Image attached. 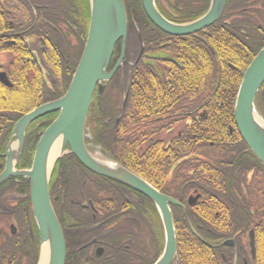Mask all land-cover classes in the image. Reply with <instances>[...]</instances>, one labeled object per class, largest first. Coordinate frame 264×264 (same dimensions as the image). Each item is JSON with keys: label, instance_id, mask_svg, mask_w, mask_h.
Masks as SVG:
<instances>
[{"label": "flooded vegetation", "instance_id": "1", "mask_svg": "<svg viewBox=\"0 0 264 264\" xmlns=\"http://www.w3.org/2000/svg\"><path fill=\"white\" fill-rule=\"evenodd\" d=\"M78 4L65 0H7V4H0L1 16L6 12L11 18L15 11L26 10L30 28L37 19L43 24L35 34L26 35L29 29L14 26L11 20L6 25L0 21V74L8 82L0 85L20 95L16 87L24 82L27 86H21L22 90L29 91L18 106L39 107L43 105L41 101L48 100L46 104L58 99L54 60L64 58L66 47L72 53L81 40L83 27ZM155 7L175 25L188 23L176 22L156 3ZM87 11L88 30L89 8ZM142 12L145 17L142 20L126 14L124 47L120 41L115 44L108 67L110 71L120 61L116 74L109 83H104L101 93L95 91L98 105L108 108L110 116L103 122L113 133L119 128L127 106L135 71L143 78L150 74L162 87L171 86L173 75L182 70L187 73L188 61L198 55L201 72H205V29L210 26L194 34L170 36L155 27L143 9ZM222 24L228 26L229 22ZM20 67L22 74L18 73ZM31 67L40 78H29ZM32 83L36 87L31 90ZM105 96L111 99L103 100ZM183 103L186 107L180 116H159L148 123V131L142 133L143 140L136 147L143 159V173L155 165V174H150L153 183L134 168L108 160L170 200L167 207L174 228L175 253L169 264H259L258 221L254 210L257 159L241 145L234 119L231 124H225L222 103L211 102L205 93L199 98L187 96ZM98 110L103 112L101 107ZM51 114L55 117L45 118V115L30 124L35 127V137L40 138L57 117V113ZM226 129L232 140H225ZM86 131L88 140L91 134ZM155 144L157 147L151 151ZM97 152L104 156L100 148ZM4 154L5 151L0 154V174L4 169ZM33 154L34 151L27 168L18 167V162L16 169H30ZM72 160L66 158L55 163L48 185L52 210L63 235L64 264H155L164 251V232L155 205L145 195L88 171ZM211 170H215L218 182L213 181ZM242 178L244 183L240 182ZM249 187L252 188L248 196ZM29 190V181L23 177H9L0 184V258L7 256L2 247L10 238L18 237L21 245L26 244L30 249L34 220ZM150 218L158 221L157 230L152 229ZM22 251L23 246L20 254Z\"/></svg>", "mask_w": 264, "mask_h": 264}, {"label": "trees", "instance_id": "2", "mask_svg": "<svg viewBox=\"0 0 264 264\" xmlns=\"http://www.w3.org/2000/svg\"><path fill=\"white\" fill-rule=\"evenodd\" d=\"M122 1L129 17H134L137 20L138 17L140 20L145 19L140 0ZM209 1L155 0V3L168 17L171 16L176 22L183 23L202 16L209 6ZM65 2L79 3L83 34L78 46L74 48L75 50L73 49L74 51L72 50V53L67 51V47L63 52L66 70L63 85L57 91L56 98H60L68 88L71 76L79 61L87 32V0H65ZM5 4H7V1ZM26 13V10L15 11L14 14L16 15L9 18L6 16V12H3V15H0V21L6 25L11 20L14 26L29 29L26 35L29 33L35 34L37 30L42 28L43 24L40 19H37L36 23L30 28V20L26 16ZM223 21L229 22V25L224 26L222 24ZM263 46L264 0H228L220 20L213 26L205 29V72H201L202 67H200V62L198 61V55L192 61H188L187 73L182 70L173 75L171 86L166 85L162 87L156 83L150 74L143 78L135 71L127 106L122 113L119 128L114 133L107 130L108 126H105L103 122L110 116L108 108L105 105H98L99 97L95 95L92 99L85 124V128L91 134L90 139H85L86 145L90 146L92 144L98 146L106 159L116 162L123 167L134 168L139 173L144 174L153 183L154 179L150 174H155V165H151L143 173L141 168L143 159L140 158V152L136 151V147L143 140L142 133L148 131L146 129V126L150 125L148 123H152L154 118H158L159 116H180V113L186 107L183 103V98L187 96H197L199 98L205 93V98H209L211 102L222 103L225 124H231L233 104L242 74ZM196 53L201 55V52L196 51ZM68 64H72V66H68ZM228 65L234 68V70L228 67ZM24 66L27 65L24 64ZM31 69L32 74H29V78L32 80L40 78L36 69L34 67H31ZM22 70L23 68L20 67L18 73L22 74ZM33 84H30V87ZM21 86H27V84L20 82L19 87ZM13 88L15 89V86ZM10 90L0 85V154L5 150L16 121L37 107L34 104L18 106L19 101L24 99V95L23 98H17ZM49 93V100H52L51 92L49 91ZM102 99L110 100L111 97L105 96ZM47 101L44 100L40 103L44 104ZM256 103L260 104L259 112L264 118V113L262 112V109L264 110V84L256 97ZM99 107L103 109V112L98 110ZM213 107L210 105V108L213 109ZM49 116H51L50 118L55 117L54 114H51L45 116V118ZM35 131L33 124L26 130L23 151L18 167L27 168L28 166L34 147L37 144V139L39 138L35 137ZM224 135L225 140L226 138L232 140L228 135L227 129ZM238 139L240 140V138ZM240 143L245 147L241 140ZM156 147L155 144L151 147V151ZM66 158H72L73 163L80 165L68 151L58 162ZM256 161L258 169L255 175L256 180L254 181L256 192L254 210L258 221L256 232L257 261L259 264H264V165L258 160ZM64 163H69V161H64ZM214 172L215 170H211V174ZM213 175L215 176L213 181L218 182L217 174L214 173ZM240 182L244 183L243 178ZM249 188L248 196L252 187ZM150 212L154 216V213ZM33 222L31 221L34 235L29 251L26 244L21 245L18 237L10 238L2 247L3 253L7 254V256L5 255L3 258H0V264H36L40 237ZM149 223L153 230L159 228L158 221L154 218H150ZM158 235L160 236V234ZM21 246H23V254H20Z\"/></svg>", "mask_w": 264, "mask_h": 264}, {"label": "water", "instance_id": "3", "mask_svg": "<svg viewBox=\"0 0 264 264\" xmlns=\"http://www.w3.org/2000/svg\"><path fill=\"white\" fill-rule=\"evenodd\" d=\"M89 5V26L84 48L69 83L66 93L58 100L41 105L23 115L13 126L5 152V166L0 174V184L8 177H23L29 181L31 213L40 237L39 259L45 244L48 245L47 264L64 263V241L58 221L52 210L48 185L53 166L69 149L78 163L99 176L111 179L145 195L155 205L164 232V251L155 264H169L175 253V234L167 202L170 200L160 195L148 183L106 158L98 160L112 164L114 169L95 163V157L87 150L84 143L85 124L92 95L97 87L103 90V82L113 74H107L110 58L115 44L125 41L127 21L121 0H87ZM141 7L149 21L165 34L186 36L197 33L215 23L222 16L227 0H210L209 7L200 18L185 24L175 25L164 19L157 11L154 0H140ZM118 61L115 68H117ZM0 82L7 85L3 74ZM264 84V46L246 67L233 104V119L237 133L243 139L250 152L264 165V119L255 109V98ZM51 113H58L53 122L41 134L34 150L30 169L17 171L23 149L24 136L28 126L38 118ZM259 119L262 124H257ZM60 141L59 154L52 162L48 154L56 141ZM17 144L16 154L10 151L12 143ZM12 155H14L12 158ZM13 160H12V159Z\"/></svg>", "mask_w": 264, "mask_h": 264}, {"label": "bare ground", "instance_id": "4", "mask_svg": "<svg viewBox=\"0 0 264 264\" xmlns=\"http://www.w3.org/2000/svg\"><path fill=\"white\" fill-rule=\"evenodd\" d=\"M6 1L7 0H0V4H3V5H5V3H6ZM122 1V0H121ZM88 2V1H87ZM122 3H123V1H122ZM140 4H141V2H140ZM124 6V5H123ZM88 8H89V5H88ZM63 10V9H62ZM124 10H125V6H124ZM63 11H65V10H63ZM63 13V12H62ZM61 13V14H62ZM126 14H127V12H126V10H125V16H126ZM16 15V14H15ZM64 15V14H63ZM198 19V18H197ZM196 20V19H195ZM88 26H89V23H88ZM229 30H230V28H229ZM87 32H88V30H87ZM86 36H87V34H86ZM124 43H125V41H124ZM124 43H123V47H124ZM113 55V54H112ZM120 55H122L123 56V53H121ZM111 58H112V56H111ZM111 58H110V60H111ZM72 63V62H71ZM109 63H110V61H109ZM54 65H55V68H54V83H55V85H56V88H61L62 87V85H63V82H64V74H65V70H66V66L64 65V58L63 57H56L55 58V60H54ZM77 65H78V63H77ZM77 65H76V67H77ZM68 66H72V64H68ZM108 67H109V65H108ZM118 68V67H117ZM117 68H115V67H113V68H111V70L109 71V69H107V74H109L111 71H113V74H112V77L108 80V81H106V83L108 82L109 83V81L115 76V74H116V71H117ZM76 69V68H75ZM75 71V70H74ZM73 74H74V72H73ZM73 74H72V76H71V78L73 77ZM243 75V74H242ZM104 83L105 82H103L102 83V85H104ZM36 87V85H32L31 87H30V89L32 90V89H34ZM16 90L18 91V93L21 95V96H26V94H28L29 92H28V90H25V89H23L22 90V88L21 87H16ZM98 91V89H97V87H96V89H95V91ZM95 91H94V93H93V95H92V99L94 98V96H95ZM65 94V93H64ZM63 94V95H64ZM20 95H17V94H15L14 93V96H16L17 98L18 97H20ZM63 95L61 96V97H63ZM60 97V98H61ZM257 97V96H256ZM60 98H58V99H60ZM92 99H91V102H92ZM45 105V104H44ZM90 105H91V103H90ZM254 105H255V109H256V111L258 112V113H260L259 112V108H260V104L258 105L257 103H256V98H255V102H254ZM89 108H90V106H89ZM57 115H58V113H57ZM53 122V121H52ZM51 122V123H52ZM257 124L258 125H261L262 124V122L259 120V119H257ZM50 123V124H51ZM49 124V125H50ZM48 125V126H49ZM85 132L87 133V131L85 130ZM240 139H241V141L244 143V145H245V147L249 150V148L247 147V145L245 144V142L243 141V139L240 137ZM9 140H10V137H9ZM9 140H8V142H9ZM58 141H56L55 143H53V145H52V147H51V153H49L48 154V161L49 162H52L53 161V159L59 154V149H60V140L59 139H57ZM8 142H7V144H6V146H5V152H6V147H7V145H8ZM84 143H85V141H84ZM85 146L88 148L87 150L91 153V154H94V152L95 151H97V148H99L98 146H96V145H90V146H87L86 145V143H85ZM10 151L11 152H14V154H16V151H17V144L16 143H12L11 144V146H10ZM250 151V150H249ZM5 155V154H4ZM14 155H12V158H14L13 157ZM255 157V156H254ZM11 158V159H12ZM3 159V163H4V166H5V156L2 158ZM97 159H98V157H95V163L97 164H100L102 167H105V168H108V169H114L115 168V166L114 165H112V164H106L105 162H102V161H100V160H98V162H97ZM13 160V159H12ZM18 162H19V160H18ZM18 162L16 163V165H15V169H16V166H17V164H18ZM3 166V167H4ZM4 170V169H3ZM17 170V169H16ZM18 171V170H17ZM9 178V177H8ZM49 201H50V199H49ZM50 204H51V202H50ZM52 207V206H51ZM53 209V208H52ZM55 214V213H54ZM55 217H56V215H55ZM57 219V218H56ZM58 221V220H57ZM58 224H59V227H60V229H61V226H60V223L58 222ZM62 232V231H61ZM64 241V240H63ZM39 244H40V241H39ZM64 252H65V245H64ZM48 254H49V252H48V245L47 244H45L44 246H43V249H42V252H41V256H40V261H39V264H47V261H48ZM38 259H39V250H38V254H37V259H36V264L38 263ZM64 261H65V256H64ZM64 264V263H63Z\"/></svg>", "mask_w": 264, "mask_h": 264}, {"label": "rangeland", "instance_id": "5", "mask_svg": "<svg viewBox=\"0 0 264 264\" xmlns=\"http://www.w3.org/2000/svg\"><path fill=\"white\" fill-rule=\"evenodd\" d=\"M192 22V21H191ZM188 23H190V22H188ZM188 23H183V24H181V25H185V24H188ZM81 54H82V52H81ZM80 59V58H79ZM79 62V61H78ZM85 138H88L89 136L88 135H85L84 136ZM94 157H100V158H102V156L101 155H99V153L97 152V151H95L94 152V154H92Z\"/></svg>", "mask_w": 264, "mask_h": 264}]
</instances>
